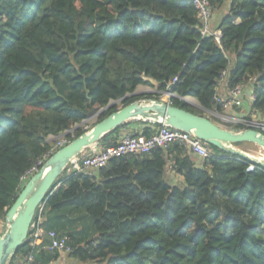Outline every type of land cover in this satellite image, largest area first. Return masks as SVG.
<instances>
[{
	"label": "trees",
	"instance_id": "trees-1",
	"mask_svg": "<svg viewBox=\"0 0 264 264\" xmlns=\"http://www.w3.org/2000/svg\"><path fill=\"white\" fill-rule=\"evenodd\" d=\"M208 2L218 40L201 33L193 0H0V218L21 176L51 147L49 137L91 115L105 118L118 109L112 101L159 99L133 94L154 87L148 79L193 98L201 110L179 98L172 104L203 115L243 112L215 98L223 71L222 95L254 77L247 117L260 113L264 121V0ZM131 126L141 131L128 134L146 137L159 127L128 121L99 145H114ZM207 147L204 158L172 142L111 157L91 172L65 168L42 202L44 236L31 264L55 263L63 253L81 264H264V167ZM51 230L70 251L50 248ZM30 249L27 240L10 264Z\"/></svg>",
	"mask_w": 264,
	"mask_h": 264
},
{
	"label": "water",
	"instance_id": "water-1",
	"mask_svg": "<svg viewBox=\"0 0 264 264\" xmlns=\"http://www.w3.org/2000/svg\"><path fill=\"white\" fill-rule=\"evenodd\" d=\"M166 91L171 92V85ZM183 98L188 102L186 97ZM132 120L149 121L159 126L167 125L187 132L193 131L206 145L215 146L226 153L250 158L264 167V157L250 156L235 146L237 143L250 142L264 149L263 132L252 128H226L207 116L193 113L160 99L134 100L96 121L90 131L83 132L57 149L24 183L4 216L7 224L0 234V264H10L18 247L27 241V234L38 207L71 159L88 147L98 144L108 132Z\"/></svg>",
	"mask_w": 264,
	"mask_h": 264
},
{
	"label": "built area",
	"instance_id": "built-area-1",
	"mask_svg": "<svg viewBox=\"0 0 264 264\" xmlns=\"http://www.w3.org/2000/svg\"><path fill=\"white\" fill-rule=\"evenodd\" d=\"M195 7L198 10V15L202 23L201 33H211L214 35L215 39L218 40L220 37V31L218 29L210 31L209 20L211 11L209 9L208 0H193ZM226 72H222L220 79L217 81L216 88L219 90L224 83ZM176 78L173 79V82ZM255 80L254 77H250L246 83H241L234 86L229 90L227 95L218 94L215 97L216 100L221 104L224 110H233L234 108H242L245 101L249 104L255 98L252 89V82ZM172 82V83H173ZM171 85L168 84L167 87ZM166 89L161 91L159 94V99L172 104L173 98H179L183 100L184 98L178 96L177 94L167 92ZM163 93V95H161ZM187 98V97H186ZM188 102L190 98H187ZM187 102V103H188ZM207 114H212L217 118L221 119L223 124H219L223 127L229 128L228 124L239 125L235 128L245 129L252 128L260 132H264V121L258 120L251 115L247 117L249 112L243 111L238 113H231L226 111L215 110H204ZM91 115L89 118L75 126L74 128L64 131L59 135L55 136V141L51 144L49 150L43 155L42 159L37 161L34 166L28 169L22 176L21 181L25 183L34 173H36L39 168L44 164V162L60 147L68 144L75 137V130L81 128L84 132L90 131L93 123H90L91 119L95 117ZM172 142H179L183 146L190 149V151L201 158L207 157L209 155L207 145L200 140L193 131L187 132L179 130L176 128L169 127L167 125H160L156 131L149 137L142 134L130 135L128 133L122 134L114 145L101 146L98 144L92 145L82 151L79 155L72 158L71 161L66 166L68 172H91L107 163V161L114 156H121L127 154H143L149 152L155 147H167ZM38 217L36 220H32L30 225L27 240L30 243L31 249L16 263V264H31L34 259V248L40 244L44 236V230L40 226V214L42 211V204L38 207ZM48 235L51 237V249H56L59 251L68 252L71 250V246L66 242L65 237L58 236L54 231H49Z\"/></svg>",
	"mask_w": 264,
	"mask_h": 264
},
{
	"label": "rangeland",
	"instance_id": "rangeland-1",
	"mask_svg": "<svg viewBox=\"0 0 264 264\" xmlns=\"http://www.w3.org/2000/svg\"><path fill=\"white\" fill-rule=\"evenodd\" d=\"M141 89L142 90H147V92H145V93H153L152 90L154 88L153 87H150V86H143ZM154 93H157V92H154ZM161 95H163V93H161ZM189 100L190 101L188 103H189V105L191 107H193V108H195L197 110H200V107H199L198 103L196 101H194V99L192 100L190 98ZM111 104H118V109L122 107L121 106V103L119 101H116V102H113L112 101ZM203 115L209 117L211 120H213L217 124H223V122H222L221 119L217 118L216 116H214L212 114L203 113ZM254 117L256 119H258V120H261V121L263 119V116L260 113L255 114ZM96 121H97V115H95V117L93 119H91L90 123H93V122L95 123ZM54 141H55V136H53V137H51L49 139V142H52L53 143ZM235 146L238 147V148H240V149H242L244 152H246L250 156H254V157H257V158L264 157V149L261 148V147H259L258 145L254 144V143L244 142V143L240 144L239 146H237V145H235ZM2 227H3V222H0V233L2 231ZM51 264H81V263H78L76 261H70L67 258V255L63 253V254H61V257H60V259L57 262L51 263Z\"/></svg>",
	"mask_w": 264,
	"mask_h": 264
},
{
	"label": "crops",
	"instance_id": "crops-1",
	"mask_svg": "<svg viewBox=\"0 0 264 264\" xmlns=\"http://www.w3.org/2000/svg\"><path fill=\"white\" fill-rule=\"evenodd\" d=\"M148 80H150L151 83L154 85V87H153L154 89L152 90V92L160 93L161 91L156 89V85H157L158 83L155 82V81H153V80H151V79H148ZM142 87H143V85H140V86L137 88V90H136V94H140V93H145V92H147V90H142V89H141ZM220 93H221V94L224 93L222 88H220ZM191 99L193 100V98H191ZM194 101H195V100H194ZM188 104H189V103H188ZM248 106H249L248 101H245L240 111H246V110H248ZM199 107H200V106H199ZM200 110H201V108H200ZM132 127H133V126L127 128V129L122 130V133L124 134V133H127V132L131 131V130H135V131H137V132H140V131H141L140 127H133V128H132ZM51 137H53V136H51ZM51 137H49V139H50ZM172 176L174 177V175H172ZM174 178H175V181L178 180V179L180 180V178H179L178 176H175ZM0 222H3L2 231H1V233H0V234H2V232H3V230L5 229L7 223H6L4 217H3V218H2V217L0 218Z\"/></svg>",
	"mask_w": 264,
	"mask_h": 264
}]
</instances>
